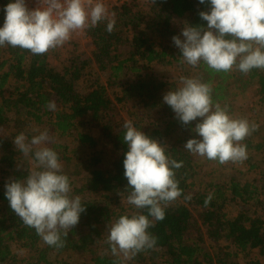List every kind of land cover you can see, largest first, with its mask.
I'll use <instances>...</instances> for the list:
<instances>
[{
    "label": "trees",
    "instance_id": "obj_1",
    "mask_svg": "<svg viewBox=\"0 0 264 264\" xmlns=\"http://www.w3.org/2000/svg\"><path fill=\"white\" fill-rule=\"evenodd\" d=\"M9 2L12 0H0V27L5 19L3 9ZM209 9L207 3L202 5L199 0H156L154 4L150 3L152 20L146 19L137 3L114 9L112 12L116 14V24L111 34L106 31V22L85 31L94 47L88 64L90 72L87 73V67L82 64L54 68L47 53L32 55L27 50L10 46L0 48V171L4 174V179H0V264H55L50 256L68 251L86 255L91 264H158V261L164 264H227L215 261L201 247L204 231L212 241L223 240L228 243L234 252L231 255L234 258L239 255L247 257L250 252L256 251L264 264V221L249 215L247 211L248 204L256 200L257 189L252 186L250 192L247 185L232 180L225 185H206L186 201L185 196H190V191L195 188L199 165L195 160L196 155L186 151L184 145L191 138L198 139L192 129L201 118L190 122L186 127L177 119H170L173 111L163 103V96L170 89L173 90V87L165 91L163 84L146 73L142 74L149 71L148 67L152 63H166L173 59L168 50L158 49L152 40L160 27H170L174 18H186L187 25L206 28L207 22L201 20L199 12H207ZM124 46L131 49L127 58L117 54ZM95 67L108 69L111 74L109 81L116 82L121 80L120 76L130 74V83L127 81L124 84L121 97L110 96L107 86L95 72L91 73V69ZM197 71L198 77L211 85L213 100L221 106L227 105L233 118L231 98L235 94L230 95L229 92L232 83L236 85L240 82L245 86L255 87L257 96L264 102V70L253 69L246 75L237 70L216 73L201 64ZM49 101L56 103L55 111L47 110ZM126 103H133L147 110L156 108L168 112L169 118H164L152 130H143L138 123L135 127L166 145V154L171 158L183 162V167L176 170L182 195L165 209V219L154 222V227L148 230L157 238L155 248L137 254L130 261L113 256L109 247L104 250L105 245L103 247L97 241L105 226L121 215H126L122 212L124 210L118 212L111 207L112 204L117 206L122 199L127 200L130 192L123 168L124 154L128 147L123 142V124L126 120L122 115L121 105ZM143 116L149 119L148 114ZM247 120L258 126L242 142L251 154L248 171L253 172L262 166L264 178V122L254 117ZM153 124L152 121L151 125ZM42 126L47 127L50 134L75 136L81 146H87L91 150L100 142L84 132V129H96L99 140L110 144L115 154L109 169L101 168L102 165L106 167L102 151L90 160L78 162L80 165L77 168L86 167L88 177L86 181L82 179L81 185L75 188V193H89L93 198L82 200L86 211L81 214L78 225L69 231L66 246L59 250L47 246L34 229L26 227L10 208L5 197V184L9 179H26L30 168V159L16 150L14 137L21 132L31 137V133L38 132ZM48 146L57 153L61 149L54 144ZM64 154L58 153L60 161H70ZM210 194L212 200L205 205V199ZM231 202L242 203L233 219L226 212V206ZM190 207L197 210L196 214ZM133 209L136 213L137 209L134 206ZM142 214L147 213L145 211ZM17 250L24 251L26 257L19 259ZM58 264L72 263L60 260Z\"/></svg>",
    "mask_w": 264,
    "mask_h": 264
},
{
    "label": "clouds",
    "instance_id": "obj_2",
    "mask_svg": "<svg viewBox=\"0 0 264 264\" xmlns=\"http://www.w3.org/2000/svg\"><path fill=\"white\" fill-rule=\"evenodd\" d=\"M156 0H150L154 4ZM30 10L26 0H12L4 7L0 27V48L10 46L44 55L64 46L74 33H83L106 22V31L115 29V12L102 0H37ZM209 11L199 12L207 27L185 25L172 42L181 53L182 64L195 69L201 64L213 72L237 70L248 74L264 70V0H199ZM183 37V40L180 37ZM212 87L199 77L181 76L179 86L163 96L182 126L201 118L192 131L200 139H189L184 149L193 155L226 163H243L247 146L242 142L257 130L245 118H233L227 105L213 100ZM49 101L47 110L55 111ZM123 142L128 151L123 160L124 176L130 189L127 203L137 209L121 215L107 227V244L115 257L133 260L137 254L154 249L157 238L148 230L165 219V209L181 195L176 170L183 167L166 154L168 147L137 129L131 120L123 124ZM31 137L21 132L14 137L16 150L31 161L24 180L5 184V197L22 223L49 247L66 246V237L86 211L80 196L72 195L70 178L64 174L50 130ZM191 196H185L190 200ZM212 200L210 194L205 205ZM146 211V215L142 214Z\"/></svg>",
    "mask_w": 264,
    "mask_h": 264
},
{
    "label": "rangeland",
    "instance_id": "obj_3",
    "mask_svg": "<svg viewBox=\"0 0 264 264\" xmlns=\"http://www.w3.org/2000/svg\"><path fill=\"white\" fill-rule=\"evenodd\" d=\"M140 6L141 11L145 13L147 20H152V15L150 13V3H137ZM186 18L184 19H173L170 22V27H163L159 28L160 31H157L156 34L152 36V40L156 43L158 49H166L168 53L173 56V59H169V62L166 63H152L149 65L147 72H142V74L146 73L151 78L155 79L158 83H161L165 86L164 90L168 91L169 88L173 87V90L179 86V78L181 76L198 77L197 68L193 69L186 64H182L180 61V51L176 48L172 42L173 36H180V33L183 27L186 24ZM73 38V37H72ZM88 37H86L87 39ZM183 40V37H180ZM74 39V40H73ZM69 42H67L64 46L59 47L55 50L49 51L47 53L49 62L51 65L56 69H61L65 66H71L76 64L85 65L87 68L85 69V73L90 69L88 67L89 60L91 59L93 52V46L89 43H86V39H76L73 38ZM75 45V46H74ZM130 48L128 46L121 47L117 54L121 55L123 58H127L128 54L130 53ZM178 60V61H176ZM95 74L99 77L100 81L105 84L108 88L109 94L111 97L115 98L121 97L123 90L125 88V83L128 81L130 83V74L128 76L126 74L122 77L120 76L116 82L109 81L110 80V71L108 69L101 70L98 67L91 69V73ZM91 78V76H90ZM246 78V77H244ZM243 78V81L245 79ZM232 83V82H231ZM230 95L235 94L234 98L232 99V106L234 107V117L235 118H249L254 117L258 121L264 122V102L260 101V98L257 96V90L255 87H248L245 86L243 83L237 82L236 85L232 83L230 87ZM122 108V115L126 121L131 120L135 126L136 123L141 125L143 130L147 129H154L159 123L163 122V119L169 118L168 112L165 109H152L147 110L145 108H141L136 104L133 103H126L121 105ZM144 114L149 115V119H145L143 116ZM151 117V118H150ZM170 119L174 120L175 114L174 112L170 115ZM198 119V118H197ZM152 121L154 122L151 125ZM157 123V124H155ZM47 129V127H40L39 131H43ZM84 132L88 133L92 138L97 139L98 146L94 149H89L87 146H81L80 143L77 141L75 136L71 137H62L55 134H51L54 140V145L60 147L61 149L58 150L59 155H64L66 158L70 159V161H63L61 160L63 166V172L70 178L71 187L73 189L72 193L74 194L75 188L79 187L82 183V179L86 181L87 179V172L85 170L86 167H80L78 169V165L80 162L90 160L94 158L99 151H102L105 156L104 165L106 167L101 166L102 169H109L111 163L115 159V154L113 153V149L110 144L105 142H101L99 140V132L96 129H84ZM38 132L33 131L31 135H37ZM196 137V136H195ZM193 139V138H191ZM197 139V137H196ZM198 139L199 136H198ZM174 140V139H173ZM171 140V142L173 141ZM250 151H247V159L243 163H226V164H219L214 163L210 160H207L204 157L195 156L196 161L198 162L197 168V176L195 178L194 184L195 188L193 191H190V196L197 191H202L203 187L209 184H216V185H225L232 180H236L242 185H247L249 191H252V186L257 189L258 195L255 197L256 200L251 201L247 206V211L249 215L259 217L264 221V178H263V167L259 166L257 170L253 172L248 171V165L250 160ZM22 157V156H21ZM20 157V158H21ZM62 157V156H61ZM19 158V159H20ZM30 164V168L32 167L31 161H28ZM79 162V163H78ZM252 162V159H251ZM4 174L0 171V179H4ZM205 189V188H204ZM78 194H74L76 196ZM78 196L81 199H92L93 196L89 193L79 194ZM257 202V204H256ZM237 203V204H236ZM231 202L226 206V212L228 213V217L233 219L237 216L238 211L241 208V202ZM113 208L116 211L120 212V210H124L126 215L135 214L132 205L127 203V200H120L118 205L112 204ZM191 211L196 214L194 208L190 207ZM110 225V224H109ZM108 225V226H109ZM105 226L102 230L103 234L100 239L97 241L103 245H105L104 250H106L109 245L107 244V227ZM205 230V229H204ZM201 247L206 250V252L210 253L215 261L219 260L221 262H226L227 264L232 263H239V264H255L261 262L263 264V259L258 257V253L256 251L250 252L247 257L244 255H239L238 258H234L233 250L231 247L228 246V243L224 242L223 240L220 241H212L206 235L204 231V241ZM16 253L18 254L19 259H23L26 257L24 251L17 250ZM232 253V254H231ZM122 258V257H121ZM50 259L54 261L55 264H58L60 260H64L66 262H71L72 264H91L88 257L86 255H79L72 251L64 252L60 255H51ZM123 259V258H122ZM158 264H164L162 261H158Z\"/></svg>",
    "mask_w": 264,
    "mask_h": 264
},
{
    "label": "built area",
    "instance_id": "obj_4",
    "mask_svg": "<svg viewBox=\"0 0 264 264\" xmlns=\"http://www.w3.org/2000/svg\"><path fill=\"white\" fill-rule=\"evenodd\" d=\"M27 6L30 10L38 7L37 0H26ZM102 2L106 5L109 12H112L114 9L120 8L125 5H129L131 3H150V0H102ZM86 31V30H85ZM85 31L83 33H74L72 35L73 38L81 39L86 38Z\"/></svg>",
    "mask_w": 264,
    "mask_h": 264
},
{
    "label": "crops",
    "instance_id": "obj_5",
    "mask_svg": "<svg viewBox=\"0 0 264 264\" xmlns=\"http://www.w3.org/2000/svg\"><path fill=\"white\" fill-rule=\"evenodd\" d=\"M86 39V38H85ZM86 41V43H89V42H91L88 38L85 40ZM91 44V43H90ZM92 45V44H91ZM93 49H94V47H93ZM92 49V50H93Z\"/></svg>",
    "mask_w": 264,
    "mask_h": 264
}]
</instances>
